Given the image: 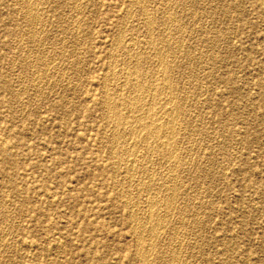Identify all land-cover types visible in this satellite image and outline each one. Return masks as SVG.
Instances as JSON below:
<instances>
[{
    "label": "rangeland",
    "instance_id": "obj_1",
    "mask_svg": "<svg viewBox=\"0 0 264 264\" xmlns=\"http://www.w3.org/2000/svg\"><path fill=\"white\" fill-rule=\"evenodd\" d=\"M263 1L0 0V264H264Z\"/></svg>",
    "mask_w": 264,
    "mask_h": 264
},
{
    "label": "bare ground",
    "instance_id": "obj_2",
    "mask_svg": "<svg viewBox=\"0 0 264 264\" xmlns=\"http://www.w3.org/2000/svg\"><path fill=\"white\" fill-rule=\"evenodd\" d=\"M20 1H21V0H20ZM40 1H41V0H40ZM143 1H144V0H143ZM162 1H163V0H162ZM166 1H167V0H166ZM15 2H16V1H15ZM29 2H30V1H29ZM137 2H138V1H137ZM180 2H181V1H180ZM186 2H187V1H186ZM263 2H264V1H263ZM33 3H34V2H33ZM140 3H141V2H140ZM144 3H145V2H144ZM144 3H143V4H144ZM80 5H81V4H80ZM146 5H148V4H146ZM205 6H206V5H205ZM213 6H214V5H213ZM37 7H38V6H37ZM22 9H23V8H22ZM145 9H146V8H145ZM184 9H185V8H184ZM178 10H179V9H178ZM145 11H146V10H145ZM38 12H39V11H38ZM151 12H152V11H151ZM154 12H155V11H154ZM213 12H214V11H213ZM145 13H146V12H145ZM153 14H154V13H153ZM126 15H128V13H126ZM147 15H148V14H147ZM25 16H26V15H25ZM30 16H31V15H30ZM154 16H155V15H154ZM31 17H32V16H31ZM31 17H30V18H31ZM125 17H126V16H125ZM151 17H152V16H151ZM151 17H150V18H151ZM32 18H33V17H32ZM39 18H40V17H39ZM127 18H128V17H127ZM141 18H142V17H141ZM147 18H148V16H147ZM172 18H173V17H172ZM33 20H34V19H33ZM127 20H128V19H127ZM127 20H126V21H127ZM140 20H141V19H140ZM144 20H145V19H144ZM146 20H147V19H146ZM149 20H150V19H149ZM149 20H148V23H150ZM38 21H39V19H38ZM79 21H80V20H79ZM128 21H129V20H128ZM175 21H176V20H175ZM179 21H180V20H179ZM157 22H158V21H157ZM28 23H29V22H28ZM80 23H81V22H80ZM129 23H130V22H129ZM140 23H141V22H140ZM145 23H146V22H145ZM148 23H147V24H148ZM171 23H172V22H171ZM217 23H218V22H217ZM29 24H30V23H29ZM167 25H168V23H167ZM178 25H179V24H178ZM143 26H144V25H143ZM151 26H152V25H150V27H151ZM157 26H158V25H157ZM78 27H79V26H78ZM124 27H125V25H124ZM127 27H128V26H126V28H127ZM150 27H149V28H150ZM160 27H161V26H160ZM167 27H168V26H167ZM72 28H73V27H72ZM69 29H70V28H69ZM77 29H78V28H77ZM120 29H121V28H120ZM141 29H142V28H141ZM174 30H175V29H174ZM121 32H122V31H121ZM150 32H151V31H150ZM150 32H149V33H150ZM152 32H153V31H152ZM160 32H161V31H160ZM81 33H82V32H81ZM39 34H40V33H39ZM120 34H121V33H120ZM131 34H132V33H131ZM151 34H152V33H151ZM155 34H156V33H155ZM122 35H123V34H122ZM153 36H154V34H153ZM213 36H214V35H213ZM222 36H223V35H222ZM33 37H34V36H33ZM33 37H32V38H33ZM117 37H119V36H117ZM130 37H132V36H130ZM145 37H146V36H145ZM156 37H157V36H156ZM170 37H171V36H170ZM119 38H120V37H119ZM146 39H147V38H146ZM146 39H145V40H146ZM161 39H163V38H161ZM79 40H80V39H79ZM122 40H123V39H122ZM124 40H125V39H124ZM157 40H158V39H157ZM116 41H117V40H116ZM116 41H115V42H116ZM151 41H152V40H151ZM153 41H154V40H153ZM168 42H169V41H168ZM178 42H179V41H178ZM181 42H183V41H181ZM58 43H59V42H58ZM78 43H79V42H78ZM122 43H123V42H122ZM129 43H130V42H129ZM146 43H147V42H146ZM179 43H180V42H179ZM129 45H131V44H129ZM153 45H154V44H153ZM80 46H81V45H80ZM143 46H144V45H143ZM177 46H178V45H177ZM213 46H214V45H213ZM172 47H173V46H172ZM178 47H179V46H178ZM57 48H58V46H57ZM111 48H112V47H111ZM114 48H115V47H114ZM116 48H117V47H116ZM145 48H146V47H145ZM156 48H157V47H155L154 49L156 50ZM165 48H166V47H165ZM76 49H77V48H76ZM161 49H162V48H161ZM57 50H59V49H57ZM111 50H112V49H111ZM115 50H116V49H115ZM166 50H167V49H166ZM108 51H109V50H108ZM113 51H114V50H113ZM153 51H154V50H153ZM61 52H62V51H61ZM142 52H143V51H142ZM194 52H195V51H194ZM111 53H112V52H111ZM138 53L140 54V52H138ZM138 53L136 52V53L134 54V56H132V57L135 58V59H137V57H138ZM166 53H167V52H166ZM43 54H44V53H43ZM53 54H54V53H53ZM55 54H56V53H55ZM119 54H120V53H119ZM121 54H122V53H121ZM148 54H149V53H148ZM171 54H172V53H171ZM141 55H143V54H141ZM151 55H152V54H151ZM44 56H45V55H44ZM109 56L111 57V55H109ZM123 56H124V55H123ZM156 56H158V55H156ZM161 56H163V54H162ZM161 56H160V57H161ZM164 56H165V55H164ZM132 57H131V58H132ZM139 57H140V56H139ZM143 57H144V56H143ZM131 58H130V59H131ZM148 58H149V57H148ZM158 58H159V57H158ZM162 58L164 59V57H162ZM38 59H39V58H38ZM41 59H42V58H41ZM124 59H125V58H124ZM149 59H150V58H149ZM163 59H162V60H163ZM210 59H211V58H210ZM116 60H117V59H116ZM132 60H134V59H132ZM157 60H158V59H157ZM51 61H52V59H51ZM51 61H50V62H51ZM125 61H127V60H125ZM125 61H124V62H125ZM154 61H155V60H154ZM158 61H159V60H158ZM116 62H117V61H116ZM128 62H130V61H128ZM134 62H135V61H134ZM143 62H144V61H143ZM143 62H141V63H143ZM164 62H165V61H164ZM179 62H180V61H179ZM137 63H138V62H136V65H133L132 67L130 66L131 68H129L128 71L126 70L127 73L129 72L128 75H129V76H132V77H131L129 80H125V81L123 82V84H122V82H121V84L124 86V89H125V86H127L128 88H130V90H128V88H127L129 94H127V95H124V94H123V92H126V93H127V91H124L123 88L120 87V85H121V84H120L119 87H117V89H118V88H121V90H123V92L120 90V91L122 92V93H121L122 95H119L118 97L116 96L117 98H114V97H113V98H114L113 100H110L111 97L109 98V100H107V99L105 98V101H106V104H107V107H106L105 109H106V111L109 110V114H107V115H110V116L113 115V117H112V116H111V117H112V118L115 117V119H116V121H117V122H116V121H115V122H116L117 124H120V123H122V122L124 121V119H126V118H125V114H124V112L121 111V110H119V109H120V108H123V106H125V107H130L131 110H132V112H133V114H132V112L130 111L131 115H133V116H132L133 119H132V122L129 123V124L132 126V127L129 126V127H130L129 130H132L131 132L134 133L135 131H138L139 128H140L141 130H143V128H144V129L146 130L145 135H146L147 132H148V134H149V136H150V134L153 133V132H156V131L161 127L162 124H160V127H159L158 123L156 124V123L154 122V119H153V118H154V114H155L157 111H156L155 113H151V112H150L151 110H149V107H152V108L155 110V107H153V106H155V105H153V106H149V105H151L152 103H150L149 105L146 104L147 107L149 106V107H148V110H149L148 112L142 113V112H143L142 109H141L142 112L139 111V109L143 107V106H142L143 104L141 105V104L139 103V102H142V99H143V97H142V95H141V93H142V90H141V89H142V88H143V89H144V88L146 89V88L148 87V83L146 82L147 87H144L143 84H142V82L140 81V79H142V78H141V77L138 78L139 76H138V69H137V68H138V65H137ZM165 63H166V62H165ZM213 63H214V62H213ZM37 64H38V63H37ZM46 64H47V63H46ZM126 64L128 65V63H126ZM126 64H125V66H126ZM145 64H146V63H145ZM159 64H160V63H159ZM40 65H41V64H40ZM131 65H132V64H131ZM156 65H157V64H156ZM37 66H38V65H37ZM42 66H43V65H42ZM76 66H77V65H76ZM121 66H122V65H121ZM22 67H23V66H22ZM26 67H27V66H26ZM166 67H167V66H166ZM115 68H116V67H115ZM158 68H159V67H158ZM47 69H48V68H47ZM47 69H46V70H47ZM106 69H107V68H106ZM113 69H114V68H113ZM143 69H144V68H143ZM165 69H166V68H165ZM144 70H145V69H144ZM154 70H155V69H154ZM158 70H159V69H158ZM126 71H125V72H126ZM139 71H140V70H139ZM207 71H208V70H207ZM49 72H50V71H49ZM54 72H55V71H54ZM148 72H149V71H148ZM150 72H151V71H150ZM164 72H165V71H164ZM22 73H23V72H22ZM45 73H46V72H45ZM52 73H53V72H52ZM141 73H142V72H141ZM141 73H140V74H141ZM181 73H182V72H181ZM189 73H190V72H189ZM32 74H33V73H32ZM76 74H78V73H76ZM155 74H156V72H155ZM34 75H35V74H34ZM136 75H137V76H136ZM161 75H163V74L161 73ZM161 75H160V76H161ZM44 76H45V75H44ZM105 76H106V75H105ZM125 76L127 77V75H124V77H125ZM148 76H149V75H148ZM148 76L146 75V77H148ZM36 77H37V76H36ZM107 77H108V76H107ZM126 77H125V78H126ZM151 77H152V76H151ZM165 77H166V76H165ZM167 77H168V76H167ZM5 78H6V77H5ZM42 78H43V77H42ZM104 78H105V77H104ZM158 78H159V77H158ZM105 79H106V78H105ZM105 79H104V80H105ZM113 79H114V78H113ZM126 79H127V78H126ZM155 79H156V78H155ZM161 79H162V78H161ZM163 79H164V78H163ZM32 80H33V79H32ZM119 80H121V79H119ZM156 80H157V79H156ZM158 80H159V79H158ZM94 81H95V80H94ZM111 81H112V80H111ZM144 81H145V80H144ZM163 81H164V80H163ZM166 81H168V80H166ZM170 81H171V80H170ZM173 81H174V80H173ZM64 82H65V81H64ZM104 82H105V81H104ZM116 82H117V81H116ZM189 82H190V81H189ZM155 83H157V82H155ZM155 83H154V84H155ZM164 83H165V82H164ZM151 84H152V83H151ZM154 84H153V85H154ZM158 84H159V83H158ZM28 85H29V84H28ZM103 85H104V84H103ZM116 85H117V84H116ZM162 85H163V84H162ZM167 85H168V84H167ZM104 86H105V85H104ZM150 86H151V85L149 84V87H150ZM154 86L156 87V85H154ZM157 86H158V85H157ZM163 86H166V85H163ZM168 86H169V85H168ZM191 86H192V85H191ZM73 87H74V86H73ZM106 87H107V86H106ZM108 87H110V86H108ZM108 87H107V88H108ZM155 87H154V89H155ZM161 87H162V86H161ZM169 87H170V86H169ZM163 88L165 89V87H162V89H163ZM166 88H167L168 91H169V88H168L167 86H166ZM170 88H171V87H170ZM172 88H173V87H172ZM179 88H180V87H179ZM154 89H153V87H152V91H153ZM159 89L162 90L160 87H159ZM159 89H158V90H159ZM177 89H178V88H177ZM82 90H83V89H82ZM118 90H119V89H118ZM147 90H148V89H147ZM147 90H146V91H147ZM150 90H151V89H149V91H150ZM165 90H166V89H165ZM172 90H173V89H172ZM202 90H203V89H202ZM105 91H106V89H105ZM144 91H145V90H144ZM146 91H145V92H146ZM14 92H15V91H14ZM35 92H36V91H35ZM115 92H116V90H115ZM150 92H151V91H150ZM160 92H161V91H160ZM160 92H158L157 94H159ZM169 92H171V91H169ZM169 92H168V93H169ZM104 93H105V92H104ZM106 93H109V92H106ZM110 93L112 94V92H110ZM126 93H125V94H126ZM165 93L167 94V90H166ZM116 94H117V93H116ZM118 94H119V92H118ZM144 94H145V93H144ZM144 94H143V95H144ZM146 94H147V93H146ZM146 94H145V95H146ZM148 94H149V92H148ZM153 94H155L154 91H153ZM162 94H163V91H162ZM162 94H161V95H162ZM169 94H170V93H169ZM16 95H17V94H16ZM105 95H106V94H105ZM108 95H109V94H108ZM103 96H104V95H103ZM110 96H111V95H110ZM148 96H149V95H148ZM148 96L146 97V99L148 98ZM164 96H165V95H164ZM174 96H175V95H174ZM144 97H145V96H144ZM151 97H152V96H151ZM153 97H155V99H156V98L159 97V95H158V97H156V96L153 95ZM161 97H162V96H161ZM166 97H167V95H166ZM170 97H171V96H170ZM103 98H104V97H103ZM162 98H163V97H162ZM167 98H168L167 100H170V101H171V99H170L169 97H167ZM195 98H196V97H195ZM146 99H145V100H146ZM156 100H157V99H156ZM161 100H162V99H161ZM185 100H186V99H185ZM162 101L164 102V100H162ZM170 101H169V103H171ZM180 101H181V100H180ZM22 102H23V101H22ZM101 102H102V101H101ZM151 102H153V101H151ZM157 102H159V101H157ZM160 102H161V101H160ZM174 102H175V101H174ZM154 103L156 104L155 100H154ZM164 103H165V102H164ZM104 104H105V103H104ZM144 104H145V102H144ZM157 104H158V103H157ZM167 104H168V103H167ZM167 104H163L162 106L167 105ZM171 104H172V103H171ZM174 104H175V103H174ZM177 104H178V103H177ZM158 105H159V104H158ZM156 106H157V105H156ZM171 106H172V108H173V104H172ZM21 107H22V106H21ZM13 108H14V107H13ZM107 108H108V110H107ZM160 108H161V107H160ZM172 108H169V106H166V107L164 108V109H165V114L167 115V118L165 119L166 122H163V124L165 123L166 125H163V126H167L168 129H173L172 124H171L172 128H170L169 125H167V124H169V123H167V121L169 120V118L174 117L173 115H172V117H169V115H170L171 113H174V111L172 110ZM175 108H176V107H175ZM175 108H174V109H175ZM123 109H124V108H123ZM146 109H147V108H146ZM157 109H158V108H157ZM143 110H145V108H144ZM176 110H177V109H176ZM124 111H125V110H124ZM161 111H162V109H161ZM172 111H173V112H172ZM126 112H127V111H126ZM126 112H125V113H126ZM159 112H160V111H159ZM179 112H180V111H179ZM179 112H178V113H179ZM110 113H111V114H110ZM130 113H128V114H130ZM163 113H164V112H163ZM176 113H177V112H176ZM126 114H127V113H126ZM128 114H127V115H128ZM131 115H130V116H131ZM157 115H158V114H157ZM174 115H175V114H174ZM182 115H183V114H182ZM103 116L105 117V115H103ZM128 116H129V115H128ZM164 116H165V115H164ZM157 117H158V116H157ZM160 117H161V115H160L159 118H157L156 120H159V119L161 120L162 118H160ZM176 117H177V116H176ZM181 117H182V116H181ZM184 117H185V116H184ZM102 118H103V117H102ZM106 118H107V120H108V116H106ZM128 118H131V117H128ZM190 118H191V117H190ZM190 118H189V119H190ZM103 119H104V118H103ZM174 119H175V117H174ZM174 119H173V121H172V119L169 120V121L174 122ZM193 119H194V118H193ZM160 120H159V122H160ZM108 121H109V120H108ZM108 121H107V122H108ZM113 122H114V121H113ZM128 122H129V120L127 121V123H128ZM136 122H138V125H137ZM200 122H201V121H200ZM111 123H112V122H111ZM116 123H115V124H116ZM160 123H161V122H160ZM104 124H105V123H104ZM123 124H124V123H123ZM173 124H174V123H173ZM108 125H109V124H108ZM126 125H127V124H126ZM117 126H119V125H117ZM136 126H137V128H136ZM120 127H122V126H120ZM127 127H128V126H127ZM184 127H185V126H184ZM113 128H115V127H113ZM116 128H117V127H116ZM116 128H115V129H116ZM177 128H178V127H177ZM119 129H120V128H119ZM133 129H134V131H133ZM136 129H137V130H136ZM140 129H139V130H140ZM166 129H167V128H165V130H163V131H166ZM174 129H176V128H175V125H174ZM188 129H189V128H188ZM113 130H114V129H113ZM116 130H118V129H116ZM116 130H115V131H116ZM121 130H122V128H121ZM123 130H125V129L123 128ZM141 130H140V131H141ZM160 130H161V129H160ZM163 131H162V132H163ZM170 131H171V130H170ZM166 132H167V131H166ZM166 132H164V136H165L167 133H169V132H167V133H166ZM171 132H172V131H171ZM173 132H174V131H173ZM116 133H117V132H116ZM116 133H115V134H116ZM137 133H138V132H136V135H137ZM140 133H141V132H140ZM140 133H138V136L140 135ZM159 133H160V132H158L157 134H159ZM165 133H166V134H165ZM187 133H188V132H187ZM126 134H129V135H130V132H129V133H126ZM154 134H155V133H154ZM160 134H161V133H160ZM170 134H171V133H170ZM116 135H119V134H116ZM133 135H134V134H133ZM133 135H132V136H133ZM151 135H152V134H151ZM162 135H163V133H162ZM104 136H105V135H104ZM134 136H135V135H134ZM149 136H147V137H149ZM171 136H173V135L171 134ZM171 136H170V138H172ZM130 137H131V136H130ZM141 137H142L141 139H142V143H143L144 148H149V147H148V146H149V145H148V142L150 141V139H149L150 137L147 138V139H149L148 142H146V140H145L146 136H145V138H143V135H142ZM167 137H169V135H168ZM167 137H165V139H166ZM138 138H139V137H138ZM138 138H136V139H138ZM151 138H153V137H151ZM156 138H158V137L156 136L155 139H156ZM160 138H161V137H159L158 139H160ZM174 138H175V137H174ZM131 139H132V137H131ZM139 139H140V138H139ZM141 139H140V140H141ZM161 140H162V138H161ZM163 140H164V139H163ZM167 140H168V139H167ZM167 140H166V141H167ZM112 141H113V140H112ZM133 141H134V140H133ZM136 141L138 142V140H135V142H136ZM154 141H155V140L153 139V142H154ZM158 141H159V140H158ZM158 141H157V142H158ZM166 141L164 140V142H166ZM171 141H172V140H171ZM171 141L168 140V142H166V144H167V143H170ZM181 141H182V140H181ZM121 142H122V141H121ZM140 142H141V141H140ZM151 142H152V140H151ZM161 142H162V141H161ZM164 142H163V144H164ZM129 143H130V142H129ZM129 143H128V144H129ZM142 143H140V144H142ZM149 143H150V142H149ZM116 144H117V143H116ZM118 144H119V143H118ZM151 144H152V143H151ZM161 144H162V143H161ZM179 144H180V143H179ZM130 145H132V143H131ZM130 145H128V146H130ZM133 145H135V143H134ZM133 145H132V146H133ZM136 145H137V144H136ZM170 145H171V144H170ZM192 145H193V144H192ZM113 146H114V144H113ZM113 146H112V147H113ZM126 146H127V145H126ZM157 146H158V145H157ZM161 146H162V145H161ZM165 146H166V145H165ZM134 147H135V146H133L132 148H134ZM137 147H139V145H137ZM140 147H141V145H140ZM140 147H139V148H140ZM158 147H159V146H158ZM158 147H156V148H158ZM162 147H163V146H162ZM118 148H119V147H118ZM128 148H129V147H128ZM144 148H143V149H144ZM151 148H153V147H151ZM116 149H117V148H116ZM137 149H138V148H137ZM141 149H142V148H141ZM159 149H160V148H159ZM170 149H171V148H170ZM100 150H101V149H100ZM123 150H124V148H123ZM130 150H131V149H130ZM138 150H139V149H138ZM144 150H145V149H144ZM148 150H149V149H148ZM113 151H114V150H113ZM118 151H119V150H118ZM121 151H122V149H121ZM127 151H128V149H127ZM134 151H135V150H134ZM165 151H166V150H165ZM165 151H164V152H165ZM170 151H171V150H170ZM175 151H176V150H175ZM114 152H115V151H114ZM136 152H137V151H136ZM136 152H133V149H132V153H131V154L134 155L133 153H136ZM146 152H147V151H146ZM151 152H152V151H151ZM167 152H169V151H167ZM167 152H166V153H167ZM125 153H126V152H125ZM143 153H144V152H143ZM147 153H148V152H147ZM147 153H145V154H147ZM152 153H153V152H152ZM162 153H163V152H162ZM148 154H149V153H148ZM167 154H168V153H167ZM167 154H166V155H167ZM181 154H182V153H181ZM111 155H112V153H111ZM141 155H144V154H141ZM150 155H151V154H150ZM163 155H164V154H163ZM163 155H162V156H163ZM172 155H173V154H172ZM172 155H171V157L174 156V155H173V156H172ZM121 156H122V155H121ZM167 156H169V155H167ZM116 157H117V156H116ZM134 157H135V156H134ZM145 157H147V155H145ZM179 157H180V156H179ZM179 157H178V158H179ZM130 158H131V156H130ZM130 158H129V160L132 159V158H131V159H130ZM138 158H139V157H138ZM141 158H142V157H141ZM161 158H162V157H161ZM120 159H121V157H120ZM198 159H199V158H198ZM167 160H168V159H167ZM126 161H127V163H128V159H127ZM168 161H169V160H168ZM134 162H135V160H134ZM127 163H125V165H126ZM141 163H142V162H141ZM171 163H174V162H171ZM132 164H133V163H132ZM153 164H154V163H153ZM196 164H198V163H196ZM199 164H200V163H199ZM126 166H127V165H126ZM126 166H125V167H126ZM136 166H137V165H136ZM164 166H165V165H164ZM166 167H167V166H166ZM171 167H172V166H171ZM145 168H146V167H145ZM186 168H188V167H186ZM151 169H152V168H151ZM156 169H157V168H156ZM164 169H165V168H164ZM174 169H175V168H174ZM206 169H207V168H206ZM134 170H135V168H134ZM130 171H131V170H130ZM148 171H149V170H148ZM168 172H169V171H168ZM178 172H179V171H178ZM199 173H200V172H199ZM136 174H137V173H136ZM161 175H162V174H161ZM161 175H160V176H161ZM163 175H164V174H163ZM166 175H167V174H166ZM171 175H172V174H171ZM133 176H134V175H133ZM152 176H153V175H152ZM164 176H165V175H164ZM169 176H170V175H169ZM205 176H206V175H205ZM120 178H121V177H120ZM150 178H151V177H150ZM169 178H170V177H169ZM173 178H174V177H173ZM173 178H172V179H173ZM151 179H152V178H151ZM163 179H164V178H163ZM176 179H177V178H176ZM190 179H191V178H190ZM130 180H131V179H130ZM177 180H178V179H177ZM208 180H209V179H208ZM120 181H121V180H120ZM148 181H149V180H148ZM151 181H152V180H151ZM168 181H169V180H168ZM138 182H139V181H138ZM149 182H150V181H149ZM173 182H174V181H173ZM125 183H126V182H125ZM131 183H132V182H131ZM143 183H144V182H143ZM150 183H151V182H150ZM150 183H149V184H150ZM182 183H183V182H182ZM164 184H165V183H164ZM149 186H150V185H149ZM149 186H147V187H149ZM153 186H155V185H153ZM170 186L173 187L174 185H170ZM171 187H170V188H171ZM175 187H177V186H175ZM124 189H125V188H124ZM138 189H139V188H138ZM168 189H169V188H168ZM176 189H177V188H176ZM178 190H179V189H178ZM187 190H188V189H187ZM138 191H139V190H138ZM140 191H141V190H140ZM160 191H161V190H160ZM123 192H124V191H123ZM168 192H169V194H170V191H168ZM176 192H177V191H176ZM148 193H149V192H148ZM159 193H160V192H159ZM174 193H175V192H174ZM152 194H153V193H152ZM163 194H164V193H163ZM172 194H173V193H172ZM172 194H171V195H172ZM175 195H176V194H175ZM152 197H153V196H152ZM172 197H173V196H172ZM172 197H171V198H172ZM193 197H194V196H193ZM149 198H150V197H149ZM168 199H169V198L167 197V200H168ZM175 199H176V198H175ZM175 199H173V200H175ZM147 200H148V201L150 200L149 203H151V198H150V199H147ZM154 200H155V201H154ZM154 200H153V201L156 202V199H154ZM165 200H166V199H164V202H165ZM189 200H190V199H189ZM148 201H147V202H148ZM191 201H192V200H191ZM154 202H153V203H154ZM161 202H162V201H161ZM149 203H147V205H148ZM153 203H151V204L153 205ZM156 203H158V202H156ZM167 203H168V202H166V205H167ZM151 204H149V205L151 206ZM170 204H171V203H170ZM170 204H169V205H170ZM187 204H188V202H187ZM127 205H128V203H127ZM169 205H168V207H169ZM154 206H155V205H154ZM131 207H132V205H131ZM164 207H166V206H164ZM168 207H167V208H168ZM174 207H175V206H174ZM184 207H185V206H184ZM196 207H197V206H196ZM161 208H162V207H161ZM186 208H187V206H186ZM158 211H159V210H158ZM172 212H173V211H172ZM180 212H181V211H180ZM183 212H184V211H183ZM187 212H188V211H187ZM150 213H151V211H150ZM152 213H153V212H152ZM166 213H167V212H166ZM6 214H8V213H6ZM134 214H135V213H134ZM134 214H133V215H134ZM179 214H180V213H179ZM149 215H150V214H149ZM181 215H182V214H181ZM157 216H158V214H157ZM150 217H151V216H150ZM192 217H193V216H192ZM136 218H137V216H136ZM151 218H152V217H151ZM153 218H154V217H153ZM163 218H164V217H163ZM165 218H166V217H165ZM4 219H5V218H4ZM148 219H149V218H148ZM183 219H184V218H183ZM137 220H138V218H137ZM166 220H167V219H166ZM157 221H158V220H157ZM182 221H183V220H182ZM166 222H167V221H166ZM153 223H154V225H153L152 227H153V229H154V227H155V223H157V222H153ZM174 223H175V222H174ZM132 224H133V223H132ZM160 224H161V223H160ZM156 225H157V224H156ZM163 226H164V225H163ZM150 227H151V224H150ZM157 227H158V226H157ZM156 229H157V228H156ZM162 229H163V227H162ZM150 230H151V228H149V232H151ZM160 230H161V229H160ZM152 232H153V231H152ZM159 232H160V231H159ZM142 233H143V232H142ZM153 233H155V232H153ZM153 233H152V234H153ZM5 234H6V233H5ZM137 234L139 235L138 232H137ZM141 235H142V234H141ZM4 236H5V235H4ZM163 236H164V235H163ZM166 236H167V235H166ZM152 237H153V236H152ZM137 238H138V237H137ZM140 238L142 239V236H141ZM165 239H166V237H165ZM167 239H168V238H167ZM1 240H2V239H1ZM135 240H136V239H135ZM155 240H156V239H155ZM139 241H140V239H139ZM141 242H142V241H141ZM141 242H139V243H141ZM176 242H177V241H176ZM137 243H138V242H137ZM143 243H144V241H143ZM164 243H165V242H164ZM150 244H151V243H150ZM163 245H164V244H163ZM136 246H137V245H136ZM138 246H140L139 248L143 247L141 244H140V245L138 244ZM146 247H147V246H145V248H146ZM170 247H171V246H170ZM148 248H149V247H148ZM174 248H175V247H174ZM174 248H173V249H174ZM142 249L144 250V248H141V251H142ZM150 250H152V249H150ZM145 251H146V250H145ZM186 251H187V250H186ZM137 252H138V251H137ZM151 252H152V251H151ZM155 252H156V251H155ZM158 252H159V251H158ZM161 252H162V251H161ZM139 253H140V251H139ZM139 253H138V254H139ZM148 253H149V252H148ZM165 253H166V252H165ZM146 254H147V253H146ZM146 254H145V255H146ZM140 255H144V253H143V254H139V256H140ZM150 255H151V254H150ZM173 255H174V254H173ZM165 256H166V255H165ZM141 257H142V256H141ZM143 257H145V256H143ZM143 257H142V258H143ZM148 257H149V256H148ZM154 257H155V256H154ZM174 257H175V255H174ZM143 259H144V258H143ZM145 259H146V257H145ZM161 259H162V258H161ZM139 260H140V259H139ZM169 260H170V259H169ZM171 260H172V259H171ZM140 261H141V260H140ZM142 261H143V260H142ZM146 261H147V260H146ZM162 262H163V261H162ZM190 262H191V261H190ZM141 263H142V262H141ZM153 263H154V262H153ZM170 263H171V262H170ZM176 263H177V262H176ZM146 264H147V263H146ZM149 264H150V263H149ZM155 264H156V263H155ZM157 264H158V263H157Z\"/></svg>",
    "mask_w": 264,
    "mask_h": 264
}]
</instances>
